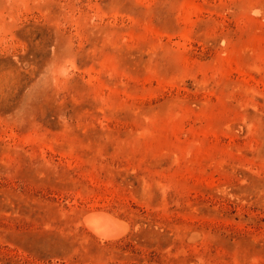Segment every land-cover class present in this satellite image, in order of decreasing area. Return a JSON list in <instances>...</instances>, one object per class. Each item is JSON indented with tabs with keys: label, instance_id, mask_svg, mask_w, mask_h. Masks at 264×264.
Returning <instances> with one entry per match:
<instances>
[{
	"label": "rangeland",
	"instance_id": "rangeland-1",
	"mask_svg": "<svg viewBox=\"0 0 264 264\" xmlns=\"http://www.w3.org/2000/svg\"><path fill=\"white\" fill-rule=\"evenodd\" d=\"M0 264H264V0H0Z\"/></svg>",
	"mask_w": 264,
	"mask_h": 264
},
{
	"label": "bare ground",
	"instance_id": "bare-ground-1",
	"mask_svg": "<svg viewBox=\"0 0 264 264\" xmlns=\"http://www.w3.org/2000/svg\"><path fill=\"white\" fill-rule=\"evenodd\" d=\"M85 222L104 241L119 238L126 233V226L118 218L103 212L89 215Z\"/></svg>",
	"mask_w": 264,
	"mask_h": 264
}]
</instances>
